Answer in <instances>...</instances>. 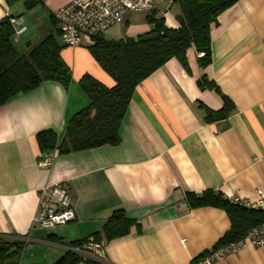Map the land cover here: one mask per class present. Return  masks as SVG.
I'll use <instances>...</instances> for the list:
<instances>
[{
    "label": "crops",
    "instance_id": "obj_1",
    "mask_svg": "<svg viewBox=\"0 0 264 264\" xmlns=\"http://www.w3.org/2000/svg\"><path fill=\"white\" fill-rule=\"evenodd\" d=\"M72 0H41L28 10L25 0H0V21L26 16L31 31L20 44L26 54L47 37L62 46L61 57L72 70L68 89L46 82L0 108V240L23 242L11 264H53L71 244L93 237L117 210L140 225L105 245L107 261L80 264H195L231 229L225 211L190 209L187 193L208 190L230 199H255L264 190V0H240L211 27L212 63L198 65L189 50L190 73L172 59L135 90L120 129L118 146L57 155L40 168L36 136L52 130L62 139L69 121L90 100L79 85L90 75L107 87L114 80L89 51L93 41L65 47L53 14ZM155 1V0H154ZM175 3H170L172 9ZM156 13L178 29L180 7L171 14L154 10L128 12L124 22L101 37L106 41L137 39L149 33L147 17ZM206 75L232 103L224 120L207 123L203 105L221 111L216 91H202ZM54 153L50 152L47 154ZM66 183L76 219L42 229L34 224L40 192ZM216 264H264V247L246 246Z\"/></svg>",
    "mask_w": 264,
    "mask_h": 264
},
{
    "label": "trees",
    "instance_id": "obj_2",
    "mask_svg": "<svg viewBox=\"0 0 264 264\" xmlns=\"http://www.w3.org/2000/svg\"><path fill=\"white\" fill-rule=\"evenodd\" d=\"M7 3L16 0H5ZM41 0H25L28 10ZM240 0H177L181 13L177 17L180 27L168 28L164 19L153 12L147 17L152 30L137 39L106 41L101 36L89 47L96 62L114 80L107 87L90 75H84L79 85L90 100V104L69 121L62 139L52 130L37 134L36 141L42 155L55 152L67 155L103 146H118L121 143L120 129L136 88L153 73L172 59H177L187 73L189 50L195 49L201 69L212 63L211 27L220 15ZM13 28L9 18L0 21V108L15 97L28 94L46 82H55L68 89L72 81V70L61 57L62 46L53 36L47 37L32 47L26 54L19 53L12 43ZM202 91H216L222 96L225 106L214 112L200 105L205 111L207 123L224 120L231 110V101L206 75L198 80ZM184 200L190 209L218 208L226 212L231 222L230 231L218 246L236 242L253 228L264 224V211L252 210L234 203L220 192L208 190L200 195L187 193ZM133 227L140 225L130 219L125 210H117L93 237L76 241L71 249L53 264H80L96 262L86 259L75 250L81 249L90 239L107 245L125 237ZM25 249L23 242L0 240V264H11ZM204 256V255H203ZM203 256L198 258L199 261Z\"/></svg>",
    "mask_w": 264,
    "mask_h": 264
},
{
    "label": "built area",
    "instance_id": "obj_3",
    "mask_svg": "<svg viewBox=\"0 0 264 264\" xmlns=\"http://www.w3.org/2000/svg\"><path fill=\"white\" fill-rule=\"evenodd\" d=\"M177 0H172L175 3ZM154 10V0H72L53 14L60 32L61 43L65 47H80L84 39L93 41L112 27L124 22L128 12L145 13ZM13 28L12 43L18 45L31 31L26 16L9 17ZM200 57L203 54L199 55ZM56 153L44 154L39 162L40 168H49ZM234 203L252 210L264 211V190H256L255 199H231ZM76 219V211L72 207L69 186L66 183L49 185L40 192L39 204L34 224L42 229H52L67 225ZM264 247V224L251 229L244 238L209 250L195 264H216L228 256L238 253L246 246ZM86 259L105 263L107 256L104 243L89 242L81 249L75 250Z\"/></svg>",
    "mask_w": 264,
    "mask_h": 264
},
{
    "label": "rangeland",
    "instance_id": "obj_4",
    "mask_svg": "<svg viewBox=\"0 0 264 264\" xmlns=\"http://www.w3.org/2000/svg\"><path fill=\"white\" fill-rule=\"evenodd\" d=\"M170 3V0H155L154 1V4L156 5V8L158 9V11H161V12H168V13H171L173 14L177 8H179V5L177 3H175L173 6H172V9L168 8V5ZM165 25H166V22H165Z\"/></svg>",
    "mask_w": 264,
    "mask_h": 264
}]
</instances>
